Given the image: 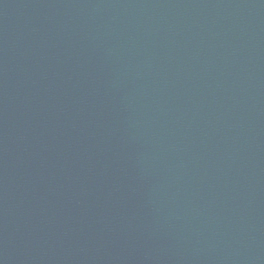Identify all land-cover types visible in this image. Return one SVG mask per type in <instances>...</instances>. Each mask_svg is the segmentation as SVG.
<instances>
[{
	"label": "water",
	"instance_id": "obj_1",
	"mask_svg": "<svg viewBox=\"0 0 264 264\" xmlns=\"http://www.w3.org/2000/svg\"><path fill=\"white\" fill-rule=\"evenodd\" d=\"M0 264H264V0H0Z\"/></svg>",
	"mask_w": 264,
	"mask_h": 264
}]
</instances>
